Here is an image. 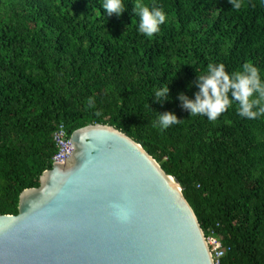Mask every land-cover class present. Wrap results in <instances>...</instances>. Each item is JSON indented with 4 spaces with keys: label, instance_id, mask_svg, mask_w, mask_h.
Segmentation results:
<instances>
[{
    "label": "trees",
    "instance_id": "16d2710c",
    "mask_svg": "<svg viewBox=\"0 0 264 264\" xmlns=\"http://www.w3.org/2000/svg\"><path fill=\"white\" fill-rule=\"evenodd\" d=\"M135 2L107 16L102 0H0V215H18L21 194L53 168L60 125L68 137L106 125L179 181L206 238L228 248L220 264H264V116L241 118L234 104L210 122L176 100L209 64L251 62L264 79V0H141L167 14L151 38ZM165 111L180 122L161 131Z\"/></svg>",
    "mask_w": 264,
    "mask_h": 264
},
{
    "label": "water",
    "instance_id": "95a60500",
    "mask_svg": "<svg viewBox=\"0 0 264 264\" xmlns=\"http://www.w3.org/2000/svg\"><path fill=\"white\" fill-rule=\"evenodd\" d=\"M72 156L0 215V264H215L179 181L106 125L70 137Z\"/></svg>",
    "mask_w": 264,
    "mask_h": 264
},
{
    "label": "clouds",
    "instance_id": "9594fccd",
    "mask_svg": "<svg viewBox=\"0 0 264 264\" xmlns=\"http://www.w3.org/2000/svg\"><path fill=\"white\" fill-rule=\"evenodd\" d=\"M233 8L239 9V0H228ZM101 8L105 15L115 14L120 16L126 7L124 0H102ZM135 16L139 17L138 32L151 38L161 30L165 24L167 14L163 9L149 7L136 0L132 8ZM239 72L226 71L223 63L209 64L204 75H196L194 81L186 86L188 89L195 88L192 96L179 92L176 100L179 107L192 116H204L208 121H216L222 113L226 112L234 104L238 105V115L241 118L254 120L264 116V79H261L259 69L251 62H245ZM168 85L157 90L153 97L160 104L170 99ZM89 107H94V101L90 98ZM180 119L175 112H158L156 125L161 131L178 124ZM54 165V164H53Z\"/></svg>",
    "mask_w": 264,
    "mask_h": 264
},
{
    "label": "built area",
    "instance_id": "2783aa9c",
    "mask_svg": "<svg viewBox=\"0 0 264 264\" xmlns=\"http://www.w3.org/2000/svg\"><path fill=\"white\" fill-rule=\"evenodd\" d=\"M53 139L57 152L53 156L52 162L53 164H63L72 156L74 151L64 125H60L55 131ZM207 241L215 264H220V260L226 255L228 248L223 246V243L216 237L211 236L207 238Z\"/></svg>",
    "mask_w": 264,
    "mask_h": 264
}]
</instances>
